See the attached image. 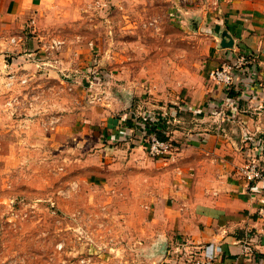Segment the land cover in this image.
Wrapping results in <instances>:
<instances>
[{
	"label": "rangeland",
	"instance_id": "rangeland-1",
	"mask_svg": "<svg viewBox=\"0 0 264 264\" xmlns=\"http://www.w3.org/2000/svg\"><path fill=\"white\" fill-rule=\"evenodd\" d=\"M237 5L264 12V0H89L67 24L63 7L50 27L28 20L20 39L0 13V264H195L155 216L171 205L180 155L221 131L248 152L243 179L264 175V93L246 91L232 60L243 52L221 32ZM222 67L243 97L205 109L208 73ZM158 114L161 158L148 154L152 135L125 127Z\"/></svg>",
	"mask_w": 264,
	"mask_h": 264
},
{
	"label": "crops",
	"instance_id": "crops-1",
	"mask_svg": "<svg viewBox=\"0 0 264 264\" xmlns=\"http://www.w3.org/2000/svg\"><path fill=\"white\" fill-rule=\"evenodd\" d=\"M84 3L88 4L89 0H0V13L7 20L6 27L20 39L28 20L33 19L39 29L50 27L46 23L49 14L63 7L67 9V18L59 22L67 24L69 16ZM224 23L227 28L221 32L235 43L233 53L238 48L243 52L236 60L232 58L240 67L235 73L241 80V72L250 76L252 83L246 87L248 93H264V12H250L237 5L224 17ZM21 45L9 51H20ZM226 53L221 49L217 56L216 64L220 67L224 59H229ZM215 85L207 92L213 101L203 102L205 109L211 104L216 106L212 109L218 111L229 105L235 109L238 99L243 97L244 85L235 86L237 95L232 98L227 97V89ZM189 97L190 107L199 113L203 111L202 105H198L201 108L196 105L197 97ZM9 125L11 127V123ZM205 136L194 144L198 151L188 148L181 152L175 167L178 189L169 196L171 205L166 201L160 213V205H157L155 216L165 212L166 223L197 250L198 260L205 264H264V184L243 179L241 170L248 152H240L232 137L221 131Z\"/></svg>",
	"mask_w": 264,
	"mask_h": 264
},
{
	"label": "built area",
	"instance_id": "built-area-1",
	"mask_svg": "<svg viewBox=\"0 0 264 264\" xmlns=\"http://www.w3.org/2000/svg\"><path fill=\"white\" fill-rule=\"evenodd\" d=\"M232 71L227 70L226 68L217 69L209 72L210 79L213 80L216 84L223 86L224 89H229L231 85L234 84V76ZM24 83V81H23ZM6 88H10L7 83ZM153 136V137H152ZM150 136L149 142V153L152 157H163L170 149V145L167 142L158 140L154 135ZM247 181L254 182L257 180H263L264 175L261 172H258L255 167H252L251 172H248L246 175ZM246 249H248L246 247ZM195 264H205L202 261L197 260Z\"/></svg>",
	"mask_w": 264,
	"mask_h": 264
},
{
	"label": "trees",
	"instance_id": "trees-1",
	"mask_svg": "<svg viewBox=\"0 0 264 264\" xmlns=\"http://www.w3.org/2000/svg\"><path fill=\"white\" fill-rule=\"evenodd\" d=\"M235 86H237V84H233L230 86L227 92V97L232 98L237 95V93L234 91ZM166 123L167 121H165V119L161 115H159L155 117L139 118L138 122L134 121L132 118H129V120L125 124V127L127 129H134L137 128V126H140L139 129L141 131H144L146 135H154L158 140L166 141L168 139L164 135L168 126ZM261 145L262 144L259 143L258 147H261ZM254 182H260L264 184V179Z\"/></svg>",
	"mask_w": 264,
	"mask_h": 264
}]
</instances>
